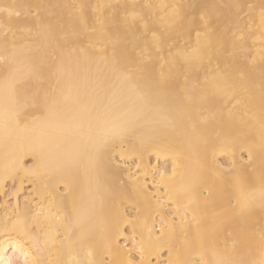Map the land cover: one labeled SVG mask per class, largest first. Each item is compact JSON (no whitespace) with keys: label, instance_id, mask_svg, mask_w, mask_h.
<instances>
[{"label":"bare ground","instance_id":"6f19581e","mask_svg":"<svg viewBox=\"0 0 264 264\" xmlns=\"http://www.w3.org/2000/svg\"><path fill=\"white\" fill-rule=\"evenodd\" d=\"M0 264H264V0H0Z\"/></svg>","mask_w":264,"mask_h":264}]
</instances>
